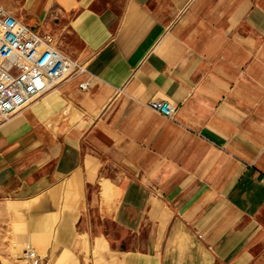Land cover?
<instances>
[{
	"label": "crops",
	"instance_id": "1",
	"mask_svg": "<svg viewBox=\"0 0 264 264\" xmlns=\"http://www.w3.org/2000/svg\"><path fill=\"white\" fill-rule=\"evenodd\" d=\"M18 2L89 71L0 122L41 264H264V0Z\"/></svg>",
	"mask_w": 264,
	"mask_h": 264
},
{
	"label": "built area",
	"instance_id": "2",
	"mask_svg": "<svg viewBox=\"0 0 264 264\" xmlns=\"http://www.w3.org/2000/svg\"><path fill=\"white\" fill-rule=\"evenodd\" d=\"M88 72L85 64L62 53L51 35L39 34L0 4L1 123L10 121L49 89ZM89 85L90 79L80 83V88ZM148 106L169 119L177 112L168 101L151 100ZM27 257H35V253L29 249Z\"/></svg>",
	"mask_w": 264,
	"mask_h": 264
},
{
	"label": "rangeland",
	"instance_id": "3",
	"mask_svg": "<svg viewBox=\"0 0 264 264\" xmlns=\"http://www.w3.org/2000/svg\"><path fill=\"white\" fill-rule=\"evenodd\" d=\"M0 4L9 9L18 7L19 2L18 0H0ZM1 200H3L2 202L5 205ZM17 200L18 198L15 195H0V220L2 218L5 220L4 232H2V227L0 226V252L4 250V253L8 256V258L4 259L7 264H41L42 252L37 248L36 242L33 240L34 236L31 233L34 219L29 210L33 208V204L31 203L25 207L24 202H18ZM45 200L44 197H41L35 201L44 203ZM7 204L10 206V212L7 209ZM44 229L46 231L52 230L48 228V224ZM1 233H4V240ZM42 241L41 244H45V240ZM29 249L35 253V257H27ZM43 262V264H47V259H44Z\"/></svg>",
	"mask_w": 264,
	"mask_h": 264
}]
</instances>
